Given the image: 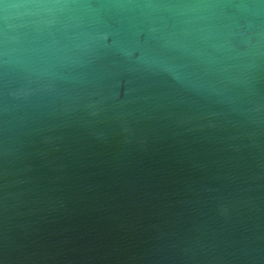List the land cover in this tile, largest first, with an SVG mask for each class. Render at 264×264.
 I'll return each mask as SVG.
<instances>
[{
    "label": "water",
    "instance_id": "water-1",
    "mask_svg": "<svg viewBox=\"0 0 264 264\" xmlns=\"http://www.w3.org/2000/svg\"><path fill=\"white\" fill-rule=\"evenodd\" d=\"M0 264H264V0H0Z\"/></svg>",
    "mask_w": 264,
    "mask_h": 264
}]
</instances>
